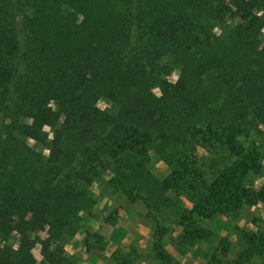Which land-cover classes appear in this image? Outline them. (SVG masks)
Here are the masks:
<instances>
[{"label":"trees","instance_id":"1","mask_svg":"<svg viewBox=\"0 0 264 264\" xmlns=\"http://www.w3.org/2000/svg\"><path fill=\"white\" fill-rule=\"evenodd\" d=\"M263 28L264 0H0V264H37L46 226L43 258L70 264L64 241L108 173L145 206L161 264H183L175 227L176 251L212 247L199 264H264V217L243 214L264 206V185L247 184L264 172Z\"/></svg>","mask_w":264,"mask_h":264},{"label":"rangeland","instance_id":"2","mask_svg":"<svg viewBox=\"0 0 264 264\" xmlns=\"http://www.w3.org/2000/svg\"><path fill=\"white\" fill-rule=\"evenodd\" d=\"M262 38L264 43V28ZM178 75L179 69L176 66H171L166 77L171 81H175ZM154 90L157 93L160 92L157 87ZM97 103L103 109L111 108V102L106 98H100ZM260 127L264 132V124H260ZM256 139H258L257 135ZM29 142L35 149L42 151L45 155L48 154V148L44 144L36 140H29ZM259 143L264 152V139L261 138ZM150 167L160 177L166 175L169 171L167 165L153 152H151ZM103 177L96 180L90 188L95 200L94 205L79 213L81 220L77 231L64 241L66 255L71 259L70 264H115L113 252L117 249L128 251L131 247L137 248L142 254V258L136 264H161L151 252L154 229L145 216V206L140 201L129 202L119 191L111 189L107 182L110 173L105 174ZM247 184L253 188H261L264 185V172L259 175L251 174L247 179ZM243 214L245 217L254 215L264 217V206L259 203L245 210ZM225 219L216 221V224L212 223L214 229L222 235H225L228 231ZM239 222L244 224L246 220L241 219ZM234 223L236 221H233L232 224ZM248 225L253 227L250 223ZM179 233L180 228L175 227L168 236H165L166 243L169 242L167 243L168 250L183 264L206 262L205 252L211 251L210 244L203 241L188 249L183 248L180 253L172 246L176 240L178 241ZM35 235L39 239L33 248L37 264H48L41 254L42 241L48 237V226L32 234V236ZM12 241L18 246L20 236L13 238ZM37 246H39V256L41 257L39 260L34 251ZM197 250L200 252L195 253Z\"/></svg>","mask_w":264,"mask_h":264},{"label":"clouds","instance_id":"3","mask_svg":"<svg viewBox=\"0 0 264 264\" xmlns=\"http://www.w3.org/2000/svg\"><path fill=\"white\" fill-rule=\"evenodd\" d=\"M261 14V13H258V15ZM173 79H175V77H173ZM37 254V259H41V257L39 256V246H37V248L34 250Z\"/></svg>","mask_w":264,"mask_h":264}]
</instances>
